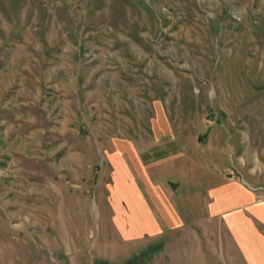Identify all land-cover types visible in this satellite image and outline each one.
Returning <instances> with one entry per match:
<instances>
[{
  "label": "rangeland",
  "instance_id": "rangeland-1",
  "mask_svg": "<svg viewBox=\"0 0 264 264\" xmlns=\"http://www.w3.org/2000/svg\"><path fill=\"white\" fill-rule=\"evenodd\" d=\"M228 174L264 190V0H0V264H200L120 210L197 221Z\"/></svg>",
  "mask_w": 264,
  "mask_h": 264
},
{
  "label": "crops",
  "instance_id": "crops-1",
  "mask_svg": "<svg viewBox=\"0 0 264 264\" xmlns=\"http://www.w3.org/2000/svg\"><path fill=\"white\" fill-rule=\"evenodd\" d=\"M115 176L122 180L126 178L123 174L120 178L119 173ZM152 196L153 210L143 193L138 198L139 204L127 216L120 210L122 216L117 223L128 236V243L165 239L161 249L171 250L181 243L196 241L199 244L197 259L200 264H207L202 244L214 236V233L210 234V226L218 224L225 234L221 239L222 248L232 264H264V190L256 193L232 174L225 179L218 177L207 188L205 216L197 221L184 218L167 187L155 184Z\"/></svg>",
  "mask_w": 264,
  "mask_h": 264
},
{
  "label": "bare ground",
  "instance_id": "bare-ground-1",
  "mask_svg": "<svg viewBox=\"0 0 264 264\" xmlns=\"http://www.w3.org/2000/svg\"><path fill=\"white\" fill-rule=\"evenodd\" d=\"M21 50H22V48H21ZM21 50H20V51H21ZM18 51H19V50H18ZM15 52H16V51H15ZM15 55H16V56H19L20 54L17 52ZM14 57H15V56L12 57L11 61L14 60ZM26 144H27V143H26ZM19 145H21V144H19ZM26 209H27V208H26ZM27 210H28V209H27ZM28 212H29V214H28V216H29L31 213H30L29 210H28Z\"/></svg>",
  "mask_w": 264,
  "mask_h": 264
}]
</instances>
